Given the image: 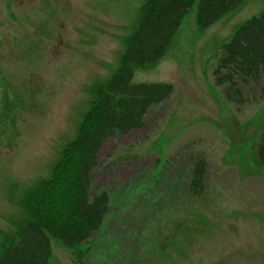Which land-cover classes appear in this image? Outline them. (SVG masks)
Here are the masks:
<instances>
[{
    "label": "rangeland",
    "instance_id": "obj_1",
    "mask_svg": "<svg viewBox=\"0 0 264 264\" xmlns=\"http://www.w3.org/2000/svg\"><path fill=\"white\" fill-rule=\"evenodd\" d=\"M145 0H0V259L33 222L37 192L117 70ZM264 0L204 30L196 5L164 56L132 84H167L142 129L100 147L91 192L100 229L81 245L50 239L48 264H264V80L216 84L224 43ZM237 92V94H236ZM195 159L205 192L188 191Z\"/></svg>",
    "mask_w": 264,
    "mask_h": 264
},
{
    "label": "trees",
    "instance_id": "obj_2",
    "mask_svg": "<svg viewBox=\"0 0 264 264\" xmlns=\"http://www.w3.org/2000/svg\"><path fill=\"white\" fill-rule=\"evenodd\" d=\"M244 0H145L119 66L88 112L78 136L62 151L48 180L37 192L33 222L9 245L0 264H48L50 239L67 246L83 244L96 233L108 212L106 193L91 192V173L102 144L116 132L127 134L144 127L147 110L172 93L167 84H132L133 70L158 62L165 54L186 12L196 5V25L204 30ZM216 84L264 80V9L242 23L223 44L216 68ZM237 94V92H236ZM264 169V125L254 151ZM206 162L195 159L188 191L205 192Z\"/></svg>",
    "mask_w": 264,
    "mask_h": 264
}]
</instances>
